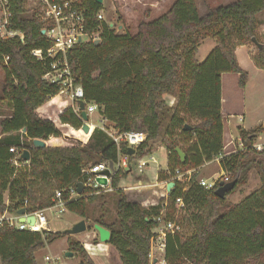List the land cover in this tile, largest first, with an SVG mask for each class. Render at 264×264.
<instances>
[{"label": "trees", "instance_id": "obj_1", "mask_svg": "<svg viewBox=\"0 0 264 264\" xmlns=\"http://www.w3.org/2000/svg\"><path fill=\"white\" fill-rule=\"evenodd\" d=\"M9 2L12 26L22 35L0 38L4 71L1 99L11 107L0 119V214L47 208L53 204L55 190L63 189L66 209L80 217H92L93 224L110 231L106 243L115 249L122 264H151V229L164 200L147 207L128 200L119 187L127 169L117 170L112 177L109 196L114 197V217L106 211L94 215L89 208L91 201L104 198L103 192L85 188L69 198V188L76 189V183L86 179L83 168L105 160L115 162L117 146L99 126L85 138L82 116L70 106L50 104L49 98L59 91L56 84L42 78L49 67L46 50L52 41L41 29L50 25L35 11H28L25 0ZM80 2L85 8V31L100 26V39L98 43L75 44L68 50L67 60L83 88L84 101L96 103L101 115L120 132H146V140L135 147L130 161L150 152L158 139L165 145L172 174L176 168L197 170L217 157L223 149L221 76L224 72L238 73V85L245 86L247 71L239 65L235 50L256 39L264 0H236L202 16L196 0H173L157 17L140 21L135 32L123 33L97 19L102 3ZM206 37L216 40L217 45L198 62V46ZM36 49L41 50L42 59L31 53ZM251 58L257 68L264 69V44ZM164 94L176 97L175 105L169 106ZM185 124L190 129H183ZM263 132L262 124L239 127L241 147L220 157L219 165L229 173V182L236 181L223 198L215 194L218 183L207 189L195 180V172L186 190L174 180L166 199L167 215L171 216L175 199L181 197L184 209L194 210L190 214L194 230L188 236L179 232L166 236L165 264H247L251 260L264 264V144L259 150L254 146ZM51 138L60 144L33 145V139ZM63 140L65 144H61ZM10 147L28 150L29 160L18 158L21 165L15 167ZM127 148V144H120V152ZM176 148L185 154L183 162ZM252 168L258 170L261 186L239 202L226 204V197L245 184ZM171 175L160 170L157 180ZM65 235V231L42 234L19 230L3 221L0 264H37L35 252ZM68 249L77 255L78 264H95L79 240L68 239Z\"/></svg>", "mask_w": 264, "mask_h": 264}, {"label": "rangeland", "instance_id": "obj_2", "mask_svg": "<svg viewBox=\"0 0 264 264\" xmlns=\"http://www.w3.org/2000/svg\"><path fill=\"white\" fill-rule=\"evenodd\" d=\"M103 0V8L100 10L103 16V20L112 26L117 27L122 25V28L118 32L123 33L125 30L130 32H135L136 27L140 21L152 19L163 13L168 9L173 0ZM197 6L200 12V15H204L208 11L214 9L218 5H226L236 0H196ZM24 6L28 11L37 12L39 4L36 0H25ZM40 9V8H39ZM260 23L256 28V39L255 41H248L244 45H238L236 48V55L238 58L239 65L247 71V78L245 81V86L242 88L238 85V73L224 72L221 76V112L223 113V118L225 121L226 128L223 133V146L225 147V152L231 153L234 152L237 148L241 147V143L238 135V128L242 127L245 129H250L264 121V69L257 68L252 62V55L257 51L259 45L264 44V27L261 23H264V14L261 13L258 15ZM116 29V28H115ZM217 45L216 40L211 37H206L202 39L198 46V51L196 58L198 62H202L208 56L210 51ZM2 66L0 65V75L2 76ZM0 76V84L4 83L3 77ZM1 92V90H0ZM163 98L169 106H173L176 103V97L170 94H164ZM49 102L54 107L59 106H68L70 101L68 97L64 94L54 95L49 98ZM101 113L99 110H94L88 113V123L90 128L95 126H100L101 124ZM231 115L232 121L229 123L230 119L228 116ZM241 115V117L239 116ZM239 117L241 119H239ZM262 119V120H261ZM240 120H242L240 122ZM237 122L238 126L235 127L233 124ZM194 122V121H192ZM92 125H91V124ZM107 124H113L110 121H107ZM94 127V126H93ZM70 134V132H69ZM85 138L87 134H84ZM66 141H61V144H65ZM50 144H60L56 139H50L47 141V145ZM261 144L260 147L264 144V132L258 137L254 146ZM165 145L160 141L156 140L152 144V151L154 154L155 163H150L149 159L147 160L146 166L143 167L142 171L138 169L137 161L131 162V170L128 172V178H122L121 185L125 187H120L128 200L137 201L142 206L153 205L158 203L161 199L163 200V195L169 192L166 186H162L161 182L155 179L157 173L162 170L167 174L170 173L168 167V154L165 150ZM227 153V154H228ZM222 155V154H221ZM219 159H215L211 162L205 164L204 167L195 170V180L200 179H211V177L222 174V171L225 175H229L228 172L221 169L219 165ZM149 162V163H148ZM156 162H158L156 164ZM141 178L143 184L140 187L134 188L137 183V179ZM172 180H163L162 182L167 183ZM174 182V181H173ZM120 184V183H119ZM133 189H130V187ZM261 186L260 176L256 168H252L248 173V178L245 184L238 186L235 191L230 193L226 199L225 203H237L250 192L258 189ZM173 187V186H172ZM171 187V188H172ZM170 188V189H171ZM112 191V190H111ZM111 191H99L95 193H105V196L102 200L95 199L90 202L89 208L94 210V215L101 213L102 211L108 212L112 217L115 215V206H114V197L111 195ZM168 191V192H167ZM168 195V194H167ZM165 195V198L167 197ZM59 208L55 207L51 210H46V216L48 218V227L53 232L65 231L68 228H71L72 225L80 220H84L87 225V232L93 229L92 217L84 218L80 217L77 213L70 211L64 207L62 212H58ZM194 210L188 208L187 210H180L175 213L176 219L180 222L181 231L179 232L182 236H188L194 230V226L191 221L190 214ZM86 231H83L78 234H68L62 238H58L52 242L45 243L42 248L38 251V256L40 259L44 255L52 256L60 260L64 264H76L77 255H74V252L68 249V239L80 238L85 234ZM96 233V232H95ZM96 238L98 235L96 233ZM161 244H156L153 250V257L156 258V262L151 261V264H165L164 261V252L162 250L164 247L160 246ZM114 250V249H113ZM66 251L73 252L71 258L65 256ZM68 259V260H67ZM57 260V261H58ZM257 260H251L247 264H257Z\"/></svg>", "mask_w": 264, "mask_h": 264}, {"label": "built area", "instance_id": "obj_3", "mask_svg": "<svg viewBox=\"0 0 264 264\" xmlns=\"http://www.w3.org/2000/svg\"><path fill=\"white\" fill-rule=\"evenodd\" d=\"M39 4V8L36 12V16L39 17L46 25H50L48 28L43 27L45 35L52 41V45L46 50V57L50 59L49 67L43 74L42 78L49 83H54L59 87V91L56 95L64 94L68 97L70 104L74 112L81 118V109L79 101L84 102V110L86 114L99 110V107L94 102L84 101V92L82 86L77 82V78L71 71L69 62L67 60V52L75 44L85 41H96L100 39L101 27L97 26L91 32L85 31V8L81 6L80 0H36ZM98 20H103L101 11L97 14ZM12 9L9 0H0V38H12L14 36H21V31L14 29L12 26ZM36 58L42 59L43 55L40 49L33 50L31 52ZM7 60V57H5ZM101 116L100 128L113 140L117 146L118 156L117 160L113 162V169L109 168V161H102L97 164H90L83 168V172L87 175L85 181L82 183L83 190L85 188L93 189V192L99 191H111V181L115 172L119 169L128 170L131 162L130 156L126 153L120 152V144H127V147L135 148L147 138V134L144 131H126L120 132L114 124H107V119ZM263 146V145H262ZM258 150L261 149L260 145L255 146ZM9 151L14 153L15 156L11 159V163L15 167H19L21 163L18 158H21L22 150L19 151L14 147H10ZM134 155V154H133ZM222 155L219 154L216 159ZM147 157L149 160H154L153 155H143L141 157L134 158L133 161H137L138 169L141 171L147 164ZM108 171L105 174V171ZM193 169L176 168L173 174L169 177V180L178 181L183 184L182 190H186L193 173ZM229 175L217 174L211 179H200L198 182L203 187L210 189L217 183L222 181L224 183L229 182ZM104 177L106 184L99 183L96 178ZM166 186V183H164ZM63 189L55 190L54 197L52 198L53 204L47 208L39 209L33 212H27L20 215L17 212L11 213L8 211L0 214V225L2 222H6L8 226L19 229L29 230L39 233L51 232L48 227V218L45 211L58 207V212H62L65 207V200L62 197ZM168 192V191H167ZM168 194V193H167ZM78 195L75 188H69V198H75ZM167 197L162 202V208L159 214L154 218L155 226L151 229L150 243V260H155L153 257V250L155 243L161 244L164 247L165 238L169 234H174L181 231L180 222L175 217L176 213L181 209L184 210V204L181 197H177L174 202V212L170 217L167 215ZM26 203V201H24ZM157 204V203H156ZM33 216V221H27L26 218ZM164 249L162 250V252ZM44 260L47 264H58L56 258L45 255Z\"/></svg>", "mask_w": 264, "mask_h": 264}, {"label": "crops", "instance_id": "obj_4", "mask_svg": "<svg viewBox=\"0 0 264 264\" xmlns=\"http://www.w3.org/2000/svg\"><path fill=\"white\" fill-rule=\"evenodd\" d=\"M155 3L156 2H158L157 0H155L154 1ZM199 14H200V12H199ZM206 14V13H205ZM262 24V26L264 27V23H261ZM237 48V47H236ZM237 50H235V52H236ZM1 76V75H0ZM1 77H3V79H4V71L2 72V76ZM2 86H3V83H1L0 84V90H1V88H2ZM1 96H2V94H1V92H0V119L2 118V117H5V116H7L9 113H10V111H11V107L6 103V102H4L2 99H1ZM221 105H222V100H221ZM221 114H222V118H223V113L221 112ZM240 117H241V115H239ZM239 117V119H241ZM228 118L230 119V121H229V123H231V121H232V117H231V115H229L228 116ZM262 120V119H261ZM242 120H240V122H241ZM87 122H88V116H87ZM222 122H223V131H224V129L226 128V125H225V121H224V119H222ZM261 122H260V120L258 121V124H260ZM89 124V123H88ZM91 124V123H90ZM234 125H235V127L236 126H238V125H240V124H238L237 122H235L234 121V123H233ZM258 124H256V125H258ZM92 125V124H91ZM255 125V126H256ZM94 127H95V125H93ZM91 127L90 128V130H89V132H91L92 131V129L94 128V127ZM89 134V133H88ZM87 134V135H88ZM86 135V136H87ZM223 135H224V133H223ZM261 136V135H260ZM259 136V137H260ZM0 137H1V132H0ZM53 139V138H52ZM45 145H47V141H45ZM257 145H261V144H257ZM225 147L223 146V149H222V152L220 153V154H222V155H224V154H227L228 152H225ZM166 150V149H165ZM152 151V149L150 150V152H148V153H146V154H144V155H153L154 156V154H153V152H151ZM167 152V151H166ZM147 159H148V157H147ZM215 159V158H214ZM213 159V160H214ZM134 160V159H133ZM133 160H132V162H133ZM213 160H210V161H207V162H205V163H203L198 169H200V168H202V167H204L205 166V164L206 163H208V162H211V161H213ZM149 162L151 163H155L154 161H150L149 160ZM148 162V163H149ZM158 162H156V164H157ZM148 165V164H147ZM143 169V168H142ZM129 171L131 170V165H130V168L128 169ZM142 171V170H141ZM223 172V171H222ZM126 178H128V174H127V177ZM157 178V176L155 177V179ZM122 180V179H121ZM120 180V181H121ZM143 180L141 179V178H138L137 179V183L136 184H133V185H135V187L134 188H137V187H140L142 184H143V182H142ZM261 181V180H260ZM161 182V184H162V186L164 185V182H162V181H160ZM120 184H119V187H123L124 189H125V187L123 186V185H121V182H119ZM130 187V186H129ZM130 189H133V188H131L130 187ZM82 191H83V189H82ZM165 195H167V193H166V190H165ZM165 195H163V198H165ZM5 202L6 203H8V199H7V192L5 193ZM162 200V199H161ZM147 206H149V205H146L145 204V207H147ZM87 230V229H86ZM85 230V231H86ZM96 231L94 230H91V231H86L85 232V234H83V236H81L80 238H78V240L84 245V247H85V249L87 250V252L89 253V255H90V257L92 258V260L95 262V264H122L121 263V261H120V259H119V256H118V254H117V252L115 251V249L111 246V245H109L108 243H106V242H101V241H99V239H97L96 238V233H95ZM114 249V250H113ZM38 250L35 252V257H36V262H37V264H47L46 263V261L44 260V257L42 258V259H40V257L38 256ZM74 255H76V254H74ZM73 255V256H74ZM45 256V255H44ZM66 256V255H65ZM73 256H66L68 259L69 258H71V257H73ZM67 259V260H68ZM154 259H156V258H154ZM58 260V259H57ZM56 260V263H58V264H64V263H62L60 260H58L57 261ZM78 257H77V261H76V264H78ZM154 261V260H153Z\"/></svg>", "mask_w": 264, "mask_h": 264}, {"label": "water", "instance_id": "obj_5", "mask_svg": "<svg viewBox=\"0 0 264 264\" xmlns=\"http://www.w3.org/2000/svg\"><path fill=\"white\" fill-rule=\"evenodd\" d=\"M95 1L100 3V4L103 2V0H95ZM112 25L113 24L111 23L110 26H112ZM120 28H122V25H118L116 27V31L118 32V30ZM41 32L44 34L45 30L41 29ZM252 40L255 41V38H252ZM98 42H99V40L94 41V43H98ZM258 45H259V47H261L260 44H258ZM79 106H80V109H81V116H82L81 130H82V132L84 134H88L89 130H90V126H89V124L87 122V114H86V112L84 110V102L82 100L79 101ZM262 125H263V128H264V121L262 122ZM183 129H190V126L185 124ZM33 145L36 146V147H43V146H45V141H43L41 139H33ZM176 151H177V153H178V155L180 157L181 162H183L185 154L179 148H176ZM125 153L128 154V155H133L135 153V148L129 147V148H127ZM21 159L24 160V161L29 160V152H28V150L24 149L22 151ZM109 168L111 170H114L112 162L109 163ZM104 173L107 174L108 171L106 170ZM96 180L99 183H101V184H106V179L104 177H97ZM235 183H236L235 180H233L231 182H226V183L220 181L218 187L215 190V194L217 196L223 198L226 192H228V191L233 189V187L235 186ZM173 185H174L173 181L168 182L167 185H166L167 190H170V188ZM82 188H83L82 183L81 182H77L76 183V190H77L78 194H80L82 192ZM17 213L22 215V214L25 213V209L21 208V209H19L17 211ZM26 220L32 222L33 221V216L27 217ZM86 229H87V225L85 224V221L82 219V220L74 223L71 228L66 229L65 232L68 233V234H78V233H81V232L85 231ZM93 229L97 232L99 241L107 242L109 240L110 231L107 228H105V227H103V226H101V225H99L97 223H94L93 224ZM72 254H73V252H71V251H66L65 252L66 256H72Z\"/></svg>", "mask_w": 264, "mask_h": 264}]
</instances>
